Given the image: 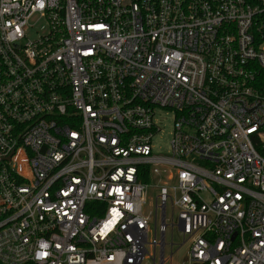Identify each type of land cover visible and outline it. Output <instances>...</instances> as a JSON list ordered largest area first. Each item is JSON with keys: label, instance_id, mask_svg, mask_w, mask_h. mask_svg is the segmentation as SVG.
I'll return each instance as SVG.
<instances>
[{"label": "built area", "instance_id": "1", "mask_svg": "<svg viewBox=\"0 0 264 264\" xmlns=\"http://www.w3.org/2000/svg\"><path fill=\"white\" fill-rule=\"evenodd\" d=\"M185 244L178 264H264V0H0V263Z\"/></svg>", "mask_w": 264, "mask_h": 264}, {"label": "rangeland", "instance_id": "2", "mask_svg": "<svg viewBox=\"0 0 264 264\" xmlns=\"http://www.w3.org/2000/svg\"><path fill=\"white\" fill-rule=\"evenodd\" d=\"M30 30L28 31L29 38L36 39L40 36L46 35L49 32L48 24L46 21L35 17L31 24ZM158 124L161 128V133L153 141V151L155 154H169L171 150L172 133L174 129V115L170 112H163L158 117ZM157 192H150V199H154ZM174 240L176 243L181 244L183 242V237L180 236L179 232L175 233ZM189 250V245L185 244L177 253L174 260V264H178L186 257ZM146 264H150V261H146Z\"/></svg>", "mask_w": 264, "mask_h": 264}, {"label": "trees", "instance_id": "3", "mask_svg": "<svg viewBox=\"0 0 264 264\" xmlns=\"http://www.w3.org/2000/svg\"><path fill=\"white\" fill-rule=\"evenodd\" d=\"M1 264V263H0Z\"/></svg>", "mask_w": 264, "mask_h": 264}]
</instances>
